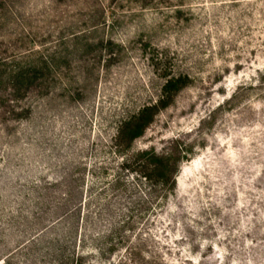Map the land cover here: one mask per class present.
<instances>
[{
	"label": "rangeland",
	"instance_id": "374dc122",
	"mask_svg": "<svg viewBox=\"0 0 264 264\" xmlns=\"http://www.w3.org/2000/svg\"><path fill=\"white\" fill-rule=\"evenodd\" d=\"M0 264H264V0H0Z\"/></svg>",
	"mask_w": 264,
	"mask_h": 264
},
{
	"label": "trees",
	"instance_id": "16d2710c",
	"mask_svg": "<svg viewBox=\"0 0 264 264\" xmlns=\"http://www.w3.org/2000/svg\"><path fill=\"white\" fill-rule=\"evenodd\" d=\"M187 81V77L172 78L166 81L159 101L155 105L144 107L138 115L124 122L119 130L117 141L130 146L140 138L152 124L154 118L170 106L175 95L186 86ZM142 157H146L145 163L140 167L143 178L155 183L167 182L171 160L147 153H143Z\"/></svg>",
	"mask_w": 264,
	"mask_h": 264
}]
</instances>
